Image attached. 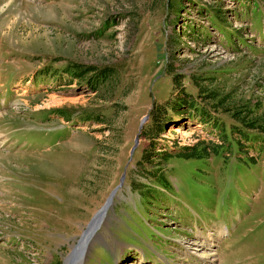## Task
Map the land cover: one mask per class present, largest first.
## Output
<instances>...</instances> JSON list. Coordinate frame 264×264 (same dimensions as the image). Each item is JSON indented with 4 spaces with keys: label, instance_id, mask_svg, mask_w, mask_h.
Segmentation results:
<instances>
[{
    "label": "rangeland",
    "instance_id": "obj_1",
    "mask_svg": "<svg viewBox=\"0 0 264 264\" xmlns=\"http://www.w3.org/2000/svg\"><path fill=\"white\" fill-rule=\"evenodd\" d=\"M259 124L264 0H0V264H66L124 174L83 264H264Z\"/></svg>",
    "mask_w": 264,
    "mask_h": 264
},
{
    "label": "water",
    "instance_id": "obj_2",
    "mask_svg": "<svg viewBox=\"0 0 264 264\" xmlns=\"http://www.w3.org/2000/svg\"><path fill=\"white\" fill-rule=\"evenodd\" d=\"M150 119V115L146 116L143 120H142V123H141V128H140V133L139 135L136 137V140H135V145L132 149V154L136 151V149L138 148L139 144H140V139H141V130L143 129L144 125L147 123V121ZM125 178H126V175L124 174L122 179H121V183L120 185L112 192L109 200L107 201L106 205L104 206V208L94 217L93 221L91 222V224L88 226V229L87 231L84 233V235L82 236V238L80 239L79 241V244L81 242H83L84 238L87 236V238L89 239L90 238V235L92 233V229L91 228H97L100 226L101 222H102V219H104L105 215L107 214V211L109 210V207L111 206L117 192L120 190V188L123 186L124 184V181H125ZM98 224V226H97ZM96 226V227H95ZM78 244V245H79ZM78 248V247H77ZM73 253H74V250L72 251V253L69 255V257L67 258V260L70 262L72 261V257H73ZM69 258L71 260H69ZM67 262V261H66Z\"/></svg>",
    "mask_w": 264,
    "mask_h": 264
},
{
    "label": "trees",
    "instance_id": "obj_3",
    "mask_svg": "<svg viewBox=\"0 0 264 264\" xmlns=\"http://www.w3.org/2000/svg\"><path fill=\"white\" fill-rule=\"evenodd\" d=\"M183 78V77H181ZM175 83L177 82L176 78L174 77V80H173ZM171 103L170 101H168V104ZM221 104V103H220ZM162 110V109H161ZM161 110L159 111V108H155L152 112V120L154 121V123H156V125L160 126L159 125V122H160V112ZM233 119L235 121H237L238 123H240L242 126H244L245 128H249V129H256L258 128L257 125H258V122L257 121H252V122H248L243 118L241 117V112L240 113H237V114H234L233 116ZM156 120L158 121V124L156 122ZM261 125L263 131L264 132V124H259ZM159 128V127H158ZM181 158H200V157H203L202 154H199V153H191V154H186L185 152H183L182 154L179 155ZM144 158H147L146 156ZM172 158V157H170ZM164 180V179H163ZM165 182V181H164ZM163 186H166V183H162Z\"/></svg>",
    "mask_w": 264,
    "mask_h": 264
},
{
    "label": "bare ground",
    "instance_id": "obj_4",
    "mask_svg": "<svg viewBox=\"0 0 264 264\" xmlns=\"http://www.w3.org/2000/svg\"><path fill=\"white\" fill-rule=\"evenodd\" d=\"M113 205H114V201L112 202V204L109 207V209H111ZM106 216H107V214H106ZM97 226H98V224H97ZM101 227H102V222H101L99 227L91 228L92 229V233L90 235V238L88 239L87 236H86L84 238L83 242H81L80 244L78 243L79 245L74 247V253H73V257H72L73 260L70 261V262L67 260L66 264H75V263L76 264H83L85 254L88 251L89 246L92 244L91 240L93 238L99 236V234L97 235V233H98V231H99V229ZM69 260H71V259L69 258Z\"/></svg>",
    "mask_w": 264,
    "mask_h": 264
}]
</instances>
